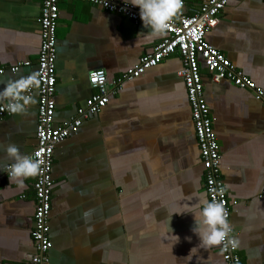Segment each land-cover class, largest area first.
I'll list each match as a JSON object with an SVG mask.
<instances>
[{
    "label": "crops",
    "instance_id": "crops-1",
    "mask_svg": "<svg viewBox=\"0 0 264 264\" xmlns=\"http://www.w3.org/2000/svg\"><path fill=\"white\" fill-rule=\"evenodd\" d=\"M183 1V14L190 15L207 0ZM57 5L53 126L61 127L96 93L90 72L101 70L109 83L117 81L163 38L134 46L136 34L146 31L142 24L80 0ZM40 16L41 0H0V68L7 69L0 88L37 73ZM205 41L263 92L256 99L228 80L211 83L200 66L237 256L240 264H264V0L230 1ZM20 62L29 65L8 71ZM182 68L176 52L124 82L100 112L55 147L49 264H225L219 246L189 253L198 244L192 216H171L178 203L207 198ZM33 95L36 103L26 113L0 120V264H29L35 252L36 176L19 188L2 172L12 163L4 151L8 144L24 155L36 146ZM168 226L179 237L173 246Z\"/></svg>",
    "mask_w": 264,
    "mask_h": 264
},
{
    "label": "built area",
    "instance_id": "built-area-1",
    "mask_svg": "<svg viewBox=\"0 0 264 264\" xmlns=\"http://www.w3.org/2000/svg\"><path fill=\"white\" fill-rule=\"evenodd\" d=\"M58 0H41L40 37L41 43L37 57V76L39 87L34 91L38 97L36 146L29 154L41 161V171L35 177L33 192L35 197V212L31 240L34 254L29 264H49L48 252L51 248L49 241L48 215L50 212L52 188V162L53 152L57 145L77 133L82 121L90 115H95L103 109L109 96L120 90L124 82L136 79L146 71L157 67L163 59L179 53L182 57L183 68L179 76L183 79L187 99L190 107L196 145L204 168V192L209 200L220 202L228 214L231 207L227 200L225 187L220 179V149L213 130V119L203 99V84L201 79L200 63L209 75L211 83L223 80L230 81L234 86L243 90L254 92L256 99H261L263 92L236 71L231 63L218 51L212 48L205 36L213 30L218 23L219 15L233 0H207L192 14H183L184 1L176 16L170 22L171 26L167 36L154 48L151 54L141 57L137 64L126 71L121 79L108 82L105 73L101 70L88 74V82L96 91L85 103V107L61 127H54L55 112V58H56V28L59 18ZM90 5L98 6L105 12L122 16L135 25H140L138 9L115 0H80ZM29 62H20L9 68L10 73H16L21 67L28 66ZM7 69L0 68V75ZM33 92L31 94H33ZM11 116L7 112H0V120ZM6 177L7 174L5 173ZM233 229L231 227L230 235ZM225 264H240L236 249L221 250Z\"/></svg>",
    "mask_w": 264,
    "mask_h": 264
},
{
    "label": "clouds",
    "instance_id": "clouds-1",
    "mask_svg": "<svg viewBox=\"0 0 264 264\" xmlns=\"http://www.w3.org/2000/svg\"><path fill=\"white\" fill-rule=\"evenodd\" d=\"M122 2L138 9L142 28L146 30L136 34L134 46L148 44L167 36L171 26L170 22L182 6V0H122ZM103 3L106 5V0H103ZM39 84L36 73L3 82V87L0 88V112H7L9 115L26 113L29 106L36 103L31 93L39 87ZM4 151L12 161L2 171L7 174L8 182H15L19 188H24L25 180L40 173L41 161L21 154L15 144H8ZM173 214L192 216L193 224L190 231L197 237L198 244L191 248L189 253L197 249L207 250L216 246H220L221 250L238 247L239 241L230 235L231 226L228 214L220 202L205 198L195 205L178 203L171 216ZM84 216L87 217L88 213L85 212ZM168 235L174 241L172 246L179 243V237L172 234L169 226ZM185 239L190 240V237H185Z\"/></svg>",
    "mask_w": 264,
    "mask_h": 264
},
{
    "label": "trees",
    "instance_id": "trees-1",
    "mask_svg": "<svg viewBox=\"0 0 264 264\" xmlns=\"http://www.w3.org/2000/svg\"><path fill=\"white\" fill-rule=\"evenodd\" d=\"M200 65H202L201 63H200ZM203 66V65H202Z\"/></svg>",
    "mask_w": 264,
    "mask_h": 264
}]
</instances>
